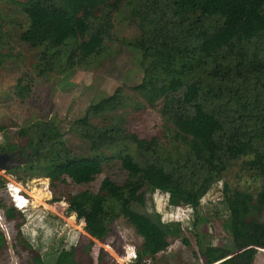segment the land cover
<instances>
[{
    "label": "rangeland",
    "instance_id": "1",
    "mask_svg": "<svg viewBox=\"0 0 264 264\" xmlns=\"http://www.w3.org/2000/svg\"><path fill=\"white\" fill-rule=\"evenodd\" d=\"M49 1L72 21L77 34L52 48L54 64L40 75L36 63L42 46H29L19 39L28 20L17 4L0 0V147L7 143L22 149L20 157L11 162H16L13 173L0 168L4 241L0 264H40L41 254L60 248L70 252L60 264H206L205 252L211 264L223 258L218 264H231L234 253L237 258L249 255V264H264V249L255 247L248 253L251 248L240 240L232 246L230 233L222 227L230 215L223 202L235 196L245 201L243 220L233 221L237 233L264 224V175L251 166L250 156L230 158L220 170L221 164L210 175L204 174L207 179L189 206H169L166 194L154 191L145 195L144 204L132 202L119 212L102 240L83 230V223L75 219V207L66 203L67 196L82 190L95 193L105 177L122 185L126 172L113 159L100 163L98 174L85 184H74L66 177L63 181L49 179L44 176L49 161L40 154L31 155L37 123L50 120L72 156L100 151L89 148L82 120L93 125L117 121L137 137H155L162 149L180 152L185 146L162 118L160 97L138 86L146 81L166 82L176 63L192 65L201 55L188 46L180 59L167 65L155 59L168 56L169 44H161L162 49L148 60L132 46L142 32L154 26L176 30L184 25L188 16L178 13L171 0ZM70 48L74 54L68 67L63 58ZM103 100V107L94 108ZM120 149L135 158L134 145L126 141L102 151L110 154ZM31 162L34 168L28 176L22 169ZM173 222L175 229L169 233L167 225ZM225 250L227 256L222 254Z\"/></svg>",
    "mask_w": 264,
    "mask_h": 264
},
{
    "label": "trees",
    "instance_id": "2",
    "mask_svg": "<svg viewBox=\"0 0 264 264\" xmlns=\"http://www.w3.org/2000/svg\"><path fill=\"white\" fill-rule=\"evenodd\" d=\"M8 1L17 4L28 20L19 39L29 46H42L36 63L41 75L54 64L52 48L77 31L72 21L49 0ZM171 2L178 13L188 16L184 25L176 30L154 26L148 33L142 32L132 46L139 50L141 58L148 60L162 49L161 44H169L168 56L155 59L156 63L160 59L167 65H172L175 58L180 59L188 46L201 55L192 65L186 66L187 61L176 63L166 82L146 81L138 86L160 97L162 118L173 127L174 138L184 144L182 151L164 150L157 138L137 137L117 121L98 125L78 121L85 127L89 148L100 150L98 155H70L48 119L37 123L35 139L29 141L33 147L31 155L40 154L49 161L44 166V176L51 180L63 181L66 177L74 184L88 183L98 174L100 163L107 164L113 159L126 172L122 185L105 177L95 193L82 190L66 198V203L75 207V219L83 223V230L97 240L106 236L119 212L132 202L144 204L145 195L154 191L165 193L169 206H189L206 176L220 164L218 170L223 168L230 158L250 156L251 166L264 175V0ZM73 54V48L66 50L64 66H71ZM106 100L94 104V108L103 107ZM124 141L134 145L135 158L121 149L110 154L102 151ZM15 149L21 154L20 147L7 143L0 147V152ZM33 168L31 162L22 172L30 176ZM261 196L264 198V188ZM241 199L235 196L223 202L230 215L222 227L230 233L232 246L240 240L244 247L251 248L248 253H253L255 247L264 249V224L250 227L247 232H236L233 221H242L244 216L245 201ZM9 217L11 212L6 215ZM158 220L156 214L155 221ZM175 224L168 223L169 233L174 231ZM3 242L0 233V247ZM223 252L224 256L228 255V250ZM202 254L208 257L205 263L211 264L208 253ZM66 257H70L69 249L60 248L57 252L54 249L40 255V264H60ZM247 258L249 255H238L237 259L249 263Z\"/></svg>",
    "mask_w": 264,
    "mask_h": 264
},
{
    "label": "flooded vegetation",
    "instance_id": "3",
    "mask_svg": "<svg viewBox=\"0 0 264 264\" xmlns=\"http://www.w3.org/2000/svg\"><path fill=\"white\" fill-rule=\"evenodd\" d=\"M0 153H3V152H0ZM4 153H8L9 154V157H8V160L7 161H5L4 162V165H8L9 167H8V169H12V167H14L16 164V162L15 163H11V162H13V160H16V159H18V157H20V152L19 151H16L15 152V159H14V157L12 156L13 155V151H4ZM13 157V158H12ZM32 159V158H31ZM237 254V253H236ZM236 254H234V255H232V258H231V260H232V263L231 264H249V263H246V262H244V261H240L239 259H237V255ZM225 259L223 258L222 260H220V261H218L217 263H215V264H218L219 262H221V261H224Z\"/></svg>",
    "mask_w": 264,
    "mask_h": 264
},
{
    "label": "water",
    "instance_id": "4",
    "mask_svg": "<svg viewBox=\"0 0 264 264\" xmlns=\"http://www.w3.org/2000/svg\"><path fill=\"white\" fill-rule=\"evenodd\" d=\"M9 154L8 153H0V168L8 169V165H4V162L8 160ZM236 254V253H234Z\"/></svg>",
    "mask_w": 264,
    "mask_h": 264
},
{
    "label": "built area",
    "instance_id": "5",
    "mask_svg": "<svg viewBox=\"0 0 264 264\" xmlns=\"http://www.w3.org/2000/svg\"><path fill=\"white\" fill-rule=\"evenodd\" d=\"M20 196V195H19ZM21 197V196H20ZM22 198V197H21ZM11 200L13 201V204H14V206H15V203H16V201H14V199H13V197L11 196ZM16 207V206H15ZM18 209H21V207H17ZM0 228H1V225H0ZM133 257V256H132Z\"/></svg>",
    "mask_w": 264,
    "mask_h": 264
}]
</instances>
